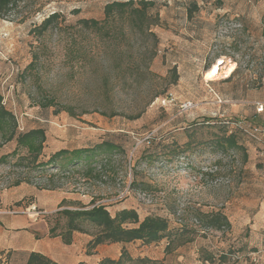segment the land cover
Listing matches in <instances>:
<instances>
[{
    "label": "rangeland",
    "instance_id": "obj_1",
    "mask_svg": "<svg viewBox=\"0 0 264 264\" xmlns=\"http://www.w3.org/2000/svg\"><path fill=\"white\" fill-rule=\"evenodd\" d=\"M108 1L26 0L0 17L3 104L18 132L46 129L43 159L104 140L121 147L89 176L45 177L0 163V240L13 231L9 218L37 223V231L27 229L41 238L39 229L55 226L59 211L104 205L112 215L135 209L142 220L160 215L174 230L188 228L187 241L170 252L169 239L128 244L134 257L219 264L205 254L231 251L224 264H264V125L255 117L264 113L255 101L264 98V0H157L160 22L145 33L126 27L124 35L116 30L120 19L101 33L82 27L81 18L103 20ZM192 3L198 10L190 18ZM55 11L59 21L34 34ZM220 59L221 73H234L209 77ZM189 102L194 106L185 108ZM219 121L246 133L237 130L245 157L212 143L223 133L213 124ZM16 146L0 133V157ZM214 213L225 215L231 228L204 226L200 217ZM84 227L94 237L97 229ZM88 252L118 258L121 248L104 243ZM8 259L2 254L1 264Z\"/></svg>",
    "mask_w": 264,
    "mask_h": 264
},
{
    "label": "trees",
    "instance_id": "obj_2",
    "mask_svg": "<svg viewBox=\"0 0 264 264\" xmlns=\"http://www.w3.org/2000/svg\"><path fill=\"white\" fill-rule=\"evenodd\" d=\"M24 1L26 0H0V17ZM156 7L157 0H110L104 5L103 20L81 18L79 23L86 29L101 33L109 31L110 24L116 23L115 21L120 19L122 24L117 25L116 30L124 32V35L127 32L126 27L134 33H145L150 30L152 25H157L160 22V14ZM197 10V3L190 4L187 7L188 17L192 18ZM61 16L59 11L52 12L41 23L34 26L33 33L43 35L59 21ZM213 124L223 132L212 142L217 149L223 152L237 149L243 151L244 157L247 155L246 148L239 141V131L237 130L244 132L241 128L231 130L229 123L223 121ZM0 133L6 141L17 140L16 148L0 157L1 164H11L26 169L30 173L37 171L38 174L45 177L48 174L52 177L76 173L89 176L97 170L98 164L100 167L107 164L115 152L121 149L120 145L115 142L104 140L91 147L62 148L54 151L48 159H43L47 140L46 129L38 127L25 132H18L16 117L12 111L4 106L1 94ZM191 143L192 141L186 142L187 146ZM13 159L15 160L12 162ZM51 168L56 171L50 172ZM20 183L21 181L16 182V184ZM58 213L60 218L56 221L55 226L50 228V234L51 236H61L67 244L71 243L75 232H86L84 227L86 224L97 229L93 239L88 244L90 251L104 243L123 244L118 258L105 257L98 264H164L147 256L134 257L126 245L136 241L150 245L169 239L166 248L167 252H170L177 245L187 241V239L182 240L187 233L188 228L186 226L174 230L171 228L169 219L160 215H149L142 220L135 209L124 208L119 210L116 215H112L104 205H95L92 208L63 209ZM62 217L65 219L64 225L61 223ZM200 220L204 226L217 230L229 229L232 226L231 221L222 213L206 214L200 217ZM60 228L62 230L58 232L57 230ZM230 252H223L218 256L213 253H206L203 259L211 263L217 261L219 264H224L229 259ZM26 264L58 263L41 252L32 251L28 254Z\"/></svg>",
    "mask_w": 264,
    "mask_h": 264
},
{
    "label": "crops",
    "instance_id": "obj_3",
    "mask_svg": "<svg viewBox=\"0 0 264 264\" xmlns=\"http://www.w3.org/2000/svg\"><path fill=\"white\" fill-rule=\"evenodd\" d=\"M255 101L264 102V98ZM254 112H256L255 108ZM255 117L258 118V125H264V113H256ZM17 222L23 228L19 232H15ZM6 226L8 229H13V231L10 230L8 236L0 240V253L4 256L7 254V258L9 256V259L2 264H10L13 260L19 261V264H26L28 254L32 251L41 252L52 258L58 264H81V262H84L83 264H98L100 260L106 257L104 255L96 257L88 252V244L93 237L86 235L84 232H75L71 243L67 244L61 236H51L48 225H46L45 230L42 228L39 229L45 233L41 238H37L35 233H32L27 228L34 226V230L37 231L38 224L26 217H17L16 220L9 218ZM116 244H119L122 249L123 244ZM102 245L97 246L93 250L98 249ZM2 254H0V258Z\"/></svg>",
    "mask_w": 264,
    "mask_h": 264
},
{
    "label": "bare ground",
    "instance_id": "obj_4",
    "mask_svg": "<svg viewBox=\"0 0 264 264\" xmlns=\"http://www.w3.org/2000/svg\"><path fill=\"white\" fill-rule=\"evenodd\" d=\"M223 64H224L223 60L220 59V61L218 63L214 64L212 66V68L207 72V75L209 77H215V78H218L220 76L228 77L229 75H231V73L233 71L232 68H229L226 71H224L223 73H221Z\"/></svg>",
    "mask_w": 264,
    "mask_h": 264
},
{
    "label": "built area",
    "instance_id": "obj_5",
    "mask_svg": "<svg viewBox=\"0 0 264 264\" xmlns=\"http://www.w3.org/2000/svg\"><path fill=\"white\" fill-rule=\"evenodd\" d=\"M194 106V104L192 103V102H189L186 106H185V108H191V107H193ZM256 110H257V112H263L264 111V102H256ZM250 133H251V135L252 136H254V137H257L258 136V133L257 132H254V131H250ZM31 210V212L32 211H34V210H36V208L35 207H32L31 209H29V211ZM34 214H39L38 212H33Z\"/></svg>",
    "mask_w": 264,
    "mask_h": 264
}]
</instances>
